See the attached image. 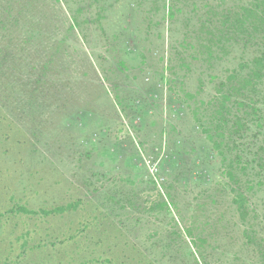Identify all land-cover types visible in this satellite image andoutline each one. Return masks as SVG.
Returning a JSON list of instances; mask_svg holds the SVG:
<instances>
[{
	"label": "rangeland",
	"instance_id": "obj_1",
	"mask_svg": "<svg viewBox=\"0 0 264 264\" xmlns=\"http://www.w3.org/2000/svg\"><path fill=\"white\" fill-rule=\"evenodd\" d=\"M241 2L0 0V15L19 13L35 33L29 43L12 41L4 63L26 58L15 84L4 75L21 127L6 128L15 138L0 143L3 203L13 193L35 208L80 201L89 213L96 204L102 241L116 243L120 256L134 245L142 264H264V120L257 126L249 109L238 111L245 126L235 150L245 169L236 166L237 184L196 120L207 126L218 83L240 56L198 58L193 49L212 32L199 21ZM6 29L5 41L23 33ZM185 38L194 47L182 46ZM27 98L37 106L29 110ZM235 185L246 197L243 217ZM8 233L0 226V238Z\"/></svg>",
	"mask_w": 264,
	"mask_h": 264
},
{
	"label": "trees",
	"instance_id": "obj_2",
	"mask_svg": "<svg viewBox=\"0 0 264 264\" xmlns=\"http://www.w3.org/2000/svg\"><path fill=\"white\" fill-rule=\"evenodd\" d=\"M168 14L173 16L172 11ZM19 15L17 13L14 16L10 11H6L5 16L4 12L0 15V143L3 144L10 142L12 138L14 140L15 136L11 138L10 131L19 132L21 127L19 120L9 114L3 94L5 71L7 70L15 84L20 74L17 66L26 59L21 55L13 56V64L7 66L4 64L6 56L12 41L23 45L29 43L35 35L32 29L20 26ZM72 26H75V23L72 22ZM199 26L202 30L205 26L212 30L206 38L201 36L198 40L199 47L193 49L197 52V57L201 56L200 59L206 64H211L214 59H224L233 51L240 55L237 65H234L218 83V94L216 93L212 101V109L206 119L207 126L204 127V123L196 118L201 124L202 132L222 157L225 176L230 183L237 184L236 166H239V170L245 169L239 165L243 155L235 150L236 135L245 126L238 111L240 108L249 109L244 113L254 115L257 126L261 127L264 120L262 109L255 103L259 98L258 94L264 98V0H245L240 4L225 7L219 13H207L206 18L199 21ZM5 27H14L13 33L17 28L22 29V37L5 41ZM187 41L186 38L183 39L181 45L194 47ZM235 46L237 48L232 50ZM183 60L186 66L189 62ZM45 66L46 64H42L41 68ZM30 68L35 69L36 64H30ZM42 75L43 72L37 79H41ZM14 101L15 103L11 104L13 109L19 110L21 100L14 96ZM36 106L35 98H27V108ZM233 109L236 112L232 115L231 125L228 126L227 116ZM194 115L199 116L197 110ZM6 128L11 130L6 131ZM231 190L235 193L232 201L243 217L246 197L237 190L236 185ZM108 199L115 200V197ZM163 204L165 206V203ZM79 205L80 201H71L35 208L13 193L7 194L4 203L0 198V226L4 225L9 229V233L0 238V264H142L144 260L139 258L140 254L134 245L130 248L133 251L130 255L121 250L120 256L116 243L110 240L102 241V236L107 232L100 229L103 212L99 210L98 205L95 204V208L89 213H85L84 208ZM76 211H81L76 219L74 216L71 220L64 221L66 215ZM60 224H64V227H60ZM187 231L190 234V230Z\"/></svg>",
	"mask_w": 264,
	"mask_h": 264
}]
</instances>
